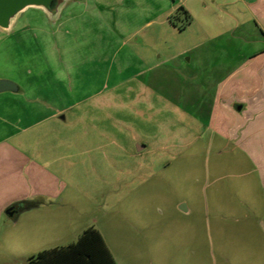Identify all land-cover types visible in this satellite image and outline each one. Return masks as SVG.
Wrapping results in <instances>:
<instances>
[{
    "label": "rangeland",
    "instance_id": "1",
    "mask_svg": "<svg viewBox=\"0 0 264 264\" xmlns=\"http://www.w3.org/2000/svg\"><path fill=\"white\" fill-rule=\"evenodd\" d=\"M220 2L191 0L195 19L182 29L181 19L159 23L167 0H66L58 16L30 8L11 31L0 28V76L21 85L26 98L66 109L65 120H57V174L67 193L61 238L14 249L3 223L0 264H30L43 249L77 241L89 226L101 231L116 264H225L222 250L247 242L234 219H225L231 238L221 239L216 228L217 189L224 205L232 199L240 207L234 218L241 225L254 216L239 204L247 198L238 192L245 178L230 176L243 169L230 168V155L222 161L210 142L212 68L198 67L196 58L188 63L184 52L198 44L199 27L219 23ZM154 13L158 23L145 26ZM151 30L157 36L149 46ZM202 71L205 83L197 80ZM219 172L226 177L218 179Z\"/></svg>",
    "mask_w": 264,
    "mask_h": 264
},
{
    "label": "crops",
    "instance_id": "2",
    "mask_svg": "<svg viewBox=\"0 0 264 264\" xmlns=\"http://www.w3.org/2000/svg\"><path fill=\"white\" fill-rule=\"evenodd\" d=\"M162 1L150 0V3L156 5ZM173 1L168 3L167 0L168 10L160 21L154 13V18H147L144 25L152 26L158 21L165 24L179 9ZM220 1L216 12L219 23L209 29L199 27L198 44L184 52L191 54L188 63L196 58L198 67L212 68L217 86L213 98L210 142L214 141L215 154L222 161L230 155V168L243 169L230 176L245 178V184L238 192L246 193L247 198L240 199L239 204L254 216L241 225L234 218L240 207L232 205V199H224V205L222 190H216V228L221 239L231 238L234 234L226 233V229L232 228V223L225 219H234L236 233L241 234V229H246L248 235L247 242L240 241L229 251L222 250V260L225 264H264V0ZM190 2L180 0V4L195 19L194 6ZM201 2V11H206L208 7L204 1ZM170 26L173 27L171 22ZM136 33L133 30L131 35ZM148 34L150 36L146 35L144 42L151 46L156 40V30ZM239 41L242 45H238ZM192 50H195L196 57L192 55ZM143 58L149 60L150 55L144 54ZM210 60L212 65L208 62ZM204 73H197L198 82L205 83L199 79ZM0 79L8 78L0 76ZM17 85L15 92L0 93V229L4 223L6 243L14 249L25 250L46 241L57 242L61 238L57 227L64 217L62 209L67 206V193L66 188H61L62 180L57 174V120H65L61 115L66 109L57 110V106L49 104L48 98L30 100L26 98L24 88ZM221 163H217L218 169L222 168ZM219 175L218 179L226 177L220 172ZM31 201L40 204L35 208H24V203ZM19 205L18 212L9 216L8 211ZM184 210L189 211L187 207ZM223 212L229 215L224 216Z\"/></svg>",
    "mask_w": 264,
    "mask_h": 264
},
{
    "label": "trees",
    "instance_id": "3",
    "mask_svg": "<svg viewBox=\"0 0 264 264\" xmlns=\"http://www.w3.org/2000/svg\"><path fill=\"white\" fill-rule=\"evenodd\" d=\"M174 18L183 21L180 25L181 29L192 21V16L183 6L171 16V21L176 26ZM39 204L35 201L25 202L24 208H35ZM29 262L30 264H116L102 234L94 227L86 229L77 241L65 247L41 251L30 257Z\"/></svg>",
    "mask_w": 264,
    "mask_h": 264
},
{
    "label": "water",
    "instance_id": "4",
    "mask_svg": "<svg viewBox=\"0 0 264 264\" xmlns=\"http://www.w3.org/2000/svg\"><path fill=\"white\" fill-rule=\"evenodd\" d=\"M66 0H0V28L10 30L18 17L30 8L42 9L52 16H58ZM18 85L8 79H0V93L5 91L15 92ZM142 147L139 146V149ZM21 206L8 211L9 216L18 212Z\"/></svg>",
    "mask_w": 264,
    "mask_h": 264
}]
</instances>
